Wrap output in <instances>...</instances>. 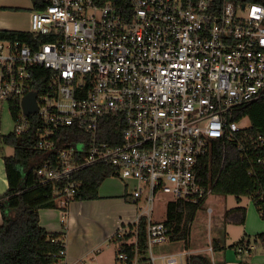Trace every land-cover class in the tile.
Wrapping results in <instances>:
<instances>
[{
    "label": "built area",
    "instance_id": "1",
    "mask_svg": "<svg viewBox=\"0 0 264 264\" xmlns=\"http://www.w3.org/2000/svg\"><path fill=\"white\" fill-rule=\"evenodd\" d=\"M117 3L43 0L33 8L34 42L0 40V103L18 105L15 134L38 124L45 164L34 175L60 204L78 192L85 167L110 166L124 182L137 209L131 227L114 234L117 264H185L182 254H154L169 240L156 208L206 200L214 181L203 182L201 160L214 140L235 139L234 111L264 94V0ZM28 92L36 110L25 114ZM258 146L264 137L251 151Z\"/></svg>",
    "mask_w": 264,
    "mask_h": 264
},
{
    "label": "trees",
    "instance_id": "2",
    "mask_svg": "<svg viewBox=\"0 0 264 264\" xmlns=\"http://www.w3.org/2000/svg\"><path fill=\"white\" fill-rule=\"evenodd\" d=\"M31 1L33 8L43 6V0ZM117 4L121 5L119 0ZM1 9L3 8L0 7ZM0 40L35 41L29 30L3 28H0ZM18 109V105H10L12 117ZM245 119H248L249 125L241 127L236 132L235 139L213 141L212 151L201 160L200 174L204 183L214 181L213 193L234 195L237 201L242 196L249 197L264 220V148L258 146L252 151L250 149V146L256 144V140L264 137V94L238 107L231 120L240 122ZM37 128L38 124L33 121L28 130L21 134L10 132L1 136L2 143L11 145L13 152L6 155L0 151L8 182L7 190L0 196V264H59L64 258L60 251L65 242L59 238V233L48 232L39 224V209L57 208L66 214L71 201L97 198L101 181L114 173L110 166L101 164L81 169L75 176L82 180L78 192L67 203L60 204L59 197L53 194L52 186L42 185L34 175V170L45 164V160H39L44 153L36 146ZM112 130L118 133L120 128L114 127ZM102 139L109 138L102 136ZM259 156L263 158L262 163L256 160ZM249 170L253 172L249 173ZM37 193L40 196L35 197ZM199 205L182 200L168 203L165 224L169 229L170 241L183 240L187 246L189 224ZM246 213L243 206L229 208L224 213L225 222L242 225L245 223ZM144 233L142 224V248L145 247ZM56 237L58 239L52 240ZM251 241L264 245V231L254 234L251 240L250 235L244 234L230 247L241 253L237 251V247H247ZM217 243L218 240L214 239L212 247L216 249ZM187 264L210 262L202 255H190ZM241 264H248V259H243Z\"/></svg>",
    "mask_w": 264,
    "mask_h": 264
},
{
    "label": "crops",
    "instance_id": "3",
    "mask_svg": "<svg viewBox=\"0 0 264 264\" xmlns=\"http://www.w3.org/2000/svg\"><path fill=\"white\" fill-rule=\"evenodd\" d=\"M2 4L4 3L0 0V7H2ZM1 11L2 10H0V13ZM7 188L8 182L5 175L4 163L0 157V196L7 190ZM38 196H40V194L37 193L35 197ZM130 201V197L125 195V184L123 185L121 181L108 176L99 184L97 198L91 200L71 201L67 207L66 214L57 208L39 209V224L48 232L59 233L61 235L59 238H62L65 242V255L59 264H86L85 257L90 253L99 252L98 248L102 244H113L117 253V245L113 238L114 234L120 226L131 227L136 217L137 208L135 209ZM236 206L240 205L232 207ZM109 208H113L117 213L115 219L108 224L99 222L102 219L104 211ZM211 212L212 209L208 214L210 215ZM251 213H253L252 210H248L249 219L254 217ZM117 216H120V220H117ZM246 219L248 218L246 217ZM1 223L2 214L0 211V224ZM263 231L264 222L255 221L252 227L247 228V231L244 234L250 235L251 240L254 234ZM213 240L214 239L211 240L208 250H210L211 254L217 252L216 256L212 254V259H214V261H212L207 255L193 252L192 250H183L178 253H161L157 255L182 254V259L185 264H187V259L190 255H202L210 262V264H241L243 259H248V264H264V245L260 242L251 241L248 243L247 247L244 245L243 250L239 251L237 248V251L241 252L237 253L234 248H230L229 250L225 249V246H223L217 238V247L216 249L213 248ZM203 250L207 249L205 248ZM115 262L117 263L116 254ZM159 264H161L160 261Z\"/></svg>",
    "mask_w": 264,
    "mask_h": 264
},
{
    "label": "rangeland",
    "instance_id": "4",
    "mask_svg": "<svg viewBox=\"0 0 264 264\" xmlns=\"http://www.w3.org/2000/svg\"><path fill=\"white\" fill-rule=\"evenodd\" d=\"M3 9L0 13V27L3 29H18L29 30L30 29V13L32 12L31 0H1ZM14 119L10 112L8 102L0 103V151L6 155H10L13 152L11 145H5L1 141V136L14 132ZM240 127H246L249 125L248 119L242 120L238 123ZM111 177L124 182L117 176L111 175ZM128 202V201H127ZM136 209V204L131 202ZM235 205H242L247 208V218L242 225L228 224L224 221L223 214L226 209ZM211 208L212 212L209 215L208 209ZM166 204L165 202H159L157 205L156 218L164 219L166 217ZM252 210L251 219H249L248 210ZM116 212L113 208L106 209L103 213L102 219L99 222L110 223L115 219ZM120 220V216H117V220ZM255 221L264 222L258 213L255 205L247 196L237 198L234 195H223L210 193L207 199L203 201L197 208L189 224L188 243L187 246L183 240L179 241H166L165 243L153 245L152 249L154 254L161 253H178L183 250H192L200 254L207 255L212 261V254L208 247L212 239H219L220 243L225 246V249L229 250L232 243H236L247 231V228L252 227ZM207 250H203V249ZM99 252L90 253L85 257L86 264H117L115 262V246L111 243L108 245L102 244L99 248ZM224 253V252H222ZM95 258V259H94ZM185 258V257H184ZM159 264V261H156Z\"/></svg>",
    "mask_w": 264,
    "mask_h": 264
},
{
    "label": "water",
    "instance_id": "5",
    "mask_svg": "<svg viewBox=\"0 0 264 264\" xmlns=\"http://www.w3.org/2000/svg\"><path fill=\"white\" fill-rule=\"evenodd\" d=\"M36 93L28 92L21 101V106L25 114H30L36 110Z\"/></svg>",
    "mask_w": 264,
    "mask_h": 264
}]
</instances>
